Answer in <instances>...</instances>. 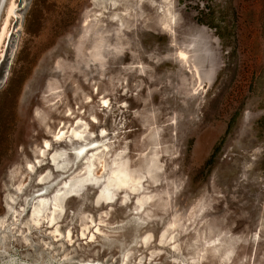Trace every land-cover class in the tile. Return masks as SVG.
I'll list each match as a JSON object with an SVG mask.
<instances>
[{
	"label": "rangeland",
	"instance_id": "374dc122",
	"mask_svg": "<svg viewBox=\"0 0 264 264\" xmlns=\"http://www.w3.org/2000/svg\"><path fill=\"white\" fill-rule=\"evenodd\" d=\"M14 2L0 264H264V0Z\"/></svg>",
	"mask_w": 264,
	"mask_h": 264
},
{
	"label": "bare ground",
	"instance_id": "6f19581e",
	"mask_svg": "<svg viewBox=\"0 0 264 264\" xmlns=\"http://www.w3.org/2000/svg\"><path fill=\"white\" fill-rule=\"evenodd\" d=\"M5 2H6V0H3L1 5H0V15H1L2 10L4 9ZM14 4H15L14 0H11L10 3L8 4L7 8H6L5 19H4L2 26L0 27V45H1L5 35L7 33V26H8L9 20L13 16ZM78 133H79L78 131H74L75 135H78ZM86 180H89V176L76 179L72 183L68 181V182H66L67 186H65V187H68L69 189H70V187L76 188L79 184H81L83 181H86ZM134 180L135 179H131L129 177H127V178L126 177L125 178H116L114 180V186L127 184L129 181L134 182Z\"/></svg>",
	"mask_w": 264,
	"mask_h": 264
},
{
	"label": "water",
	"instance_id": "95a60500",
	"mask_svg": "<svg viewBox=\"0 0 264 264\" xmlns=\"http://www.w3.org/2000/svg\"><path fill=\"white\" fill-rule=\"evenodd\" d=\"M2 1H3V0H0V5H1Z\"/></svg>",
	"mask_w": 264,
	"mask_h": 264
},
{
	"label": "trees",
	"instance_id": "16d2710c",
	"mask_svg": "<svg viewBox=\"0 0 264 264\" xmlns=\"http://www.w3.org/2000/svg\"><path fill=\"white\" fill-rule=\"evenodd\" d=\"M220 35V34H219ZM221 37H222V35H221Z\"/></svg>",
	"mask_w": 264,
	"mask_h": 264
}]
</instances>
